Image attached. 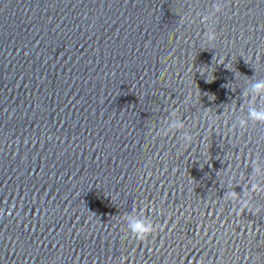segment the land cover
I'll list each match as a JSON object with an SVG mask.
<instances>
[{
  "label": "water",
  "instance_id": "water-1",
  "mask_svg": "<svg viewBox=\"0 0 264 264\" xmlns=\"http://www.w3.org/2000/svg\"><path fill=\"white\" fill-rule=\"evenodd\" d=\"M214 2L0 0V264H264V193L222 199L264 159V125L234 126L264 0H220L206 28ZM176 109L190 144L158 135ZM136 209L160 225L146 242Z\"/></svg>",
  "mask_w": 264,
  "mask_h": 264
},
{
  "label": "clouds",
  "instance_id": "clouds-1",
  "mask_svg": "<svg viewBox=\"0 0 264 264\" xmlns=\"http://www.w3.org/2000/svg\"><path fill=\"white\" fill-rule=\"evenodd\" d=\"M223 12V5L220 0H216L206 12H197L196 15L200 19L201 24L208 27L209 21L212 20L217 14ZM188 21V17H182L181 23ZM216 34L213 30H207L204 32V39L208 40L209 43L214 42ZM194 67V66H193ZM249 85L242 91V95L247 96L250 103L246 108L245 115L243 118L236 119L234 126H239L241 128L246 127L249 124L253 125H264V106H260L256 101L264 98V78H249ZM191 94L185 97L184 103H188ZM210 119V118H209ZM183 130V131H181ZM180 132V142L182 144H190L193 140L192 133L186 130V126L182 119L178 116V109L172 110L169 116L164 120V124L160 127L158 135L165 134L169 132ZM250 166L252 171L247 175V179L241 183L240 179H237L235 173L228 175L226 179L223 180V184L227 189L222 199L226 202H231L233 204L234 210L239 207V210H244L247 208L249 211H260V206L256 205L252 199L253 193H264V159L261 158L259 153L256 154L255 159L250 161ZM225 171L231 172V169H226ZM243 186V192L237 193L235 191L236 186ZM247 190L248 195H245ZM137 215H132L131 212L125 217L122 215V220L124 221V227L126 233L132 238L146 242L149 237L153 236L160 225L155 222L152 218L143 214L141 217L139 215L140 211L136 209ZM162 212V210H161Z\"/></svg>",
  "mask_w": 264,
  "mask_h": 264
}]
</instances>
